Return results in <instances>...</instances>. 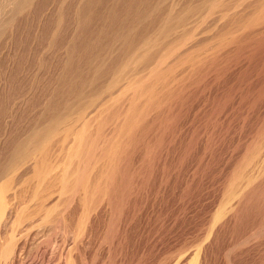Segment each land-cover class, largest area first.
I'll list each match as a JSON object with an SVG mask.
<instances>
[{
  "label": "rangeland",
  "instance_id": "1",
  "mask_svg": "<svg viewBox=\"0 0 264 264\" xmlns=\"http://www.w3.org/2000/svg\"><path fill=\"white\" fill-rule=\"evenodd\" d=\"M162 1L166 2V0H145V2L144 0H0V168L3 162L6 163L10 158L11 153L7 152L12 143L28 138L35 128L43 126L44 121L46 119L48 121L54 114L53 110L54 112L57 108L60 110L59 107L63 109L70 102L76 103L78 99L76 90L83 87L84 82L92 79V74L95 73L93 71L100 65L97 63L104 61L102 56H107L108 62L105 61V68L121 58V51H117L110 59L108 53L109 44L118 31L125 33L124 31L128 32L125 30L127 27L129 31L135 28L134 33L131 31L130 34L140 35L149 30V21L143 19L146 14L142 18V13L151 11L154 8L152 4L158 3L159 7H163ZM170 1L167 0L168 4ZM251 1L250 4L247 3L249 7L245 4L239 10L240 14L237 11L232 18L225 19L218 28H214L212 34V31L206 34L204 39L210 43V46L215 45L218 39H223L221 35L226 36L231 25L241 22L243 17V21L252 17L264 0ZM183 2L181 0L180 3ZM252 5L255 7H251ZM156 7L158 8L157 5ZM246 10H250L251 13ZM160 13L149 15L151 14L149 12L148 15L152 16L153 20L154 17L158 20ZM138 15L143 19V23L142 20L135 23L136 17H140ZM145 25H148V29ZM250 37H252L251 43L247 37L246 41H241L240 44L250 46L248 44H259L260 40L264 41V29L259 28L252 32ZM240 44L229 48L231 51L226 50V54L221 56L223 59L219 57L217 62L208 64L209 67L208 65L202 67L203 70L200 69L202 76L201 72L198 73L197 78L191 77V79L187 76L184 79L187 86L184 82L179 83L181 87V84L184 85L182 88L178 87L182 92L176 91L177 93L171 95L172 98L169 96L170 100L165 99L168 96L163 98L165 100L161 99L160 102L163 104L159 103L160 108L158 110L154 108L151 112L153 114L146 118L145 123L143 122L144 129L141 126V130L139 128L134 130L137 132L135 136L139 138L141 133V137L136 139L137 143L134 137L131 142L134 146L128 143L130 146L126 148V145L124 154L126 153L127 157L122 158V164L116 163V169L118 165H122L123 168L119 166L117 171H112L117 178L111 174L118 183L115 186V181L112 179L114 183L109 184L112 188L106 186L105 198L104 196L103 198L108 200L107 202L105 200L102 206H98L99 208L95 207L97 210L89 206L91 208L88 209V213L91 214L88 216L91 217L87 219L90 218V221L83 216L87 208L82 204L80 206L73 196H65L67 198L62 199L63 203L67 199L65 202L68 203L65 205L67 208H63L61 202L62 209L60 206L58 208L60 211L55 209V214H52L53 222L50 221L49 225L47 223L44 226L46 222L40 220L34 223L24 221L30 224L23 222L22 228L17 224L13 232L14 226H4L3 218L0 217L1 250L10 234L15 236V239L23 237L20 239L23 240L21 245L23 247H20L21 252L19 251L20 258L13 264H64V257L67 256L68 259L70 252L72 260L76 263L80 262L79 264H169L171 262L169 260L185 254L186 249L193 252L195 248L193 245L197 241L196 246L202 242L204 235L215 222L217 213L226 207L228 199L226 196L231 193L237 175L246 170L251 155L260 152L262 148L261 155L264 156V49L257 51L252 48L253 46L247 49L246 45ZM243 45L245 49L240 51L244 48ZM119 106V111L123 108L125 110L123 104ZM122 110L120 112L124 114L125 111ZM113 126L112 128L109 126L105 132L111 133ZM110 128L111 132H109ZM126 167L130 170L127 171ZM121 173L124 176L120 175ZM119 182L122 186L118 185ZM259 182L261 183H257L255 187L257 190L255 189L256 191L239 202V208L237 207L207 243L205 264H264V224H262L264 223V185L262 186L264 179ZM70 197H73L72 200ZM84 220L93 223L92 226L95 228L98 227L96 229L93 227L94 230L88 239L81 240L77 248H71L77 231L76 226ZM18 227L20 230L17 232ZM190 247L191 249L188 250ZM191 255L188 264H196L195 255ZM0 260V264H5L1 256Z\"/></svg>",
  "mask_w": 264,
  "mask_h": 264
},
{
  "label": "bare ground",
  "instance_id": "2",
  "mask_svg": "<svg viewBox=\"0 0 264 264\" xmlns=\"http://www.w3.org/2000/svg\"><path fill=\"white\" fill-rule=\"evenodd\" d=\"M250 1L251 0H185L183 2V0H182L183 3H180L181 0H171L170 3L168 4V2L166 0V2L162 1L163 7H159L158 3H161V2L157 1L158 3L156 2L157 4L156 3L155 4L158 6V8L154 4H152L154 8L147 7L149 9L150 8L153 9V10L151 9V11L148 9L149 12H151V14H149L148 10L145 11L146 9L144 11L148 12V13H144V14L142 13V18L144 17L143 15L146 14L143 19L145 21H149V23H148L149 30L148 31H146L140 35H138L136 33H135L136 35L130 34L131 31L133 33L135 31V28L132 29L131 25H129V26H131V29H132V30L130 29L131 31H129L128 27H127V29H125V30H128L129 34L127 31H124L125 33H123L122 31H118L115 34V36H113V38H112L113 40L109 44L108 53H110L109 54L110 57L109 56L108 57L110 59V58L114 57V54L117 53V51L118 52L121 51V54H122V56L120 55L121 58L119 57L117 60H115L117 58L116 57L114 59L115 61L110 66H108V68L106 67L107 68L106 69L105 65H106V62H108V61H106L107 56H105L106 54L104 55L105 57L100 56L102 59H104V61H102V63L99 61L100 63H97V64H100L99 66L96 64L98 67H96V70L93 71L95 73H94V75L92 74V76H93L92 79L90 81L88 80L89 82L88 81L84 82L83 83L84 86L82 87L80 85L82 88L79 87L80 89L76 90L77 93L76 92L75 93L77 95L76 94L75 95L78 98L76 100V103L71 104V102H70L68 105L66 103L67 106L64 105L65 107H63V109L61 107H59L60 110L58 108H57V110L55 109L56 110L55 112L53 110L54 114L51 112V114H53V115L50 116V119H48V121L46 119V121H44L45 123L43 122L44 125L42 123L43 126H41L40 128H35V130L32 131V133L30 132L31 135L28 138L27 137H25L26 139L22 138L23 140H21L17 143L15 142V144L14 143L11 144V146L7 152V153H9V151H10V153H11L10 158H9V156H7L9 158V160L6 163L3 162V164L1 165L2 167L0 168V215H1L0 217H1V219L3 218V220H2L3 222L1 221L3 223V225L4 226L10 225V227L14 226L13 232H15V227H17L18 225H20V228H22L24 226L23 225L24 221H29L30 223H34V222H36V221L38 222L40 220V221H43L44 223L46 222L45 224L43 223L44 226L47 223L49 225V224H51V223H49L50 221L53 222L52 214H55V211H56L55 209L57 208V210H59L58 209L59 206H60V208L62 206H64L63 208H65V205L68 204V203H65L67 199H65L64 200L65 202L63 203L62 199L65 196H67V197L73 196L75 198L74 200L77 199V201L80 203V206L82 204L83 207L87 208L86 213H85L86 216L85 215H83V216H84V218L86 217V220L90 221L89 220L90 218L87 219V217H91V216H88V214H91V213H88V209H90L91 207L93 209L95 207L99 208L98 206H100V205L102 206V204L105 203L104 202L105 200L107 202L108 199L104 200V198H105L104 194L106 193L105 188H107L106 186L109 185L110 183L112 184V182L114 180L113 176L111 175V174H113L112 171H114V170L117 171L119 169L120 165H118V169H116L117 168L116 163L120 164L123 161L122 158L124 159L125 157H127V156H125L126 153L124 154V150L130 146L129 144L133 141L134 137H135V142L137 141L136 139H139L141 137L140 136L141 133L139 134V131L137 130L138 134H139V138H137L135 136L136 131H134V130H136L137 128H139L141 130L142 124L144 125V123H145L144 121L147 120L146 118L149 115L153 114L151 112L154 111V108H157V110H158L160 108V104H163L162 102H160L161 99L162 100H165V99L170 100L169 98L171 97V95H173L174 93H177L176 91L179 90L178 87H181L179 83H183L184 81H186L184 79H186L187 76L188 77L190 76V78L191 77L195 78L196 76H198V73H200V72H201L200 73V75H201L202 71L200 69L202 67L205 68L208 64L214 63L217 59H219V57L222 56V54L227 52L226 50H228L229 48H234L236 45H238V43L240 44V42L241 41L243 42L247 37L249 39L248 41L251 43L250 40L252 37L249 38V36L252 34V32L254 33V31L258 30L259 28L264 29V1H263L262 5L259 7L260 9L258 11L255 10L256 13L252 14L253 15V16L251 15L252 17L248 16L249 19L245 18L246 21H243L244 17L242 16L243 18H242V20H240L241 22H237L234 25H231V27H229V29L226 32L227 35L224 33L226 36H224L222 34L223 33L222 32L221 36L224 40L221 39L222 40L221 41L220 39H218V41H215V45L213 44L210 46V43H208V41L206 39H204L206 34L210 33L211 31H212L211 32V34H212L214 28L215 29L218 28L219 25H221V23L225 19H229V17L232 18L233 14L236 15L237 11H239L242 7H244L245 4L248 6V4H250L249 3ZM144 2H145V0H144ZM251 2H253V1H251ZM260 2H261V0H260ZM260 4L261 3H259V5ZM147 6H148V4H147ZM251 7L254 8L255 5L254 6L252 5ZM248 11H250V10H248ZM156 12H161L160 14H158L159 19L157 20V17L156 18L154 17V20H153V17L149 16V15H153ZM130 13H131V11H130ZM250 13H251V11H250ZM239 14H240V11H239ZM138 16H140V15H138ZM131 18H132V16H131ZM136 18L137 19L135 20V23H138L141 20H142L141 23H143V19L141 18V16L136 17ZM155 19H156V21H155ZM154 21H155V23H154ZM234 22L235 21H233V23ZM226 23H228V22H226ZM0 25H1V22H0ZM148 25L147 26L145 25L147 27V29H148ZM223 25H224V23H223ZM138 26H137V28H138ZM119 27L121 28V25ZM224 29H226V28H224ZM217 31H220V30H217ZM221 36L219 38H221ZM209 37H210V35H209ZM212 37H214V36H212ZM215 37H217V36H215ZM213 39H215V38H213ZM259 39H261V38L259 37ZM219 40H220V42H219ZM260 41L262 42L263 40H260ZM204 42L207 46L204 45ZM217 42H219V43H217ZM261 42L259 44L258 43L257 44L252 43L253 45L248 44L250 46H247V44H244V43H241V44L246 45V48L253 46L252 48H255L257 51H260L261 49L262 50L264 49V41H263V43H261ZM244 45H243V47H244ZM244 49H245V47L242 48V50H240V51H243ZM247 49H249V48H247ZM237 50H239V49H237ZM230 53H233V52H230ZM112 54H113V56H111ZM228 58H229V56H228ZM224 62H225V60H224ZM216 64H218V63H215V65ZM212 65H214V64H212ZM212 65H210V66H212ZM207 67H209V65ZM202 70H203V68H202ZM211 74H212V72H211ZM190 78H187V79L191 80L192 78L191 79ZM248 80H249V78H248ZM195 81H196V79H195ZM184 83H185L184 85H186V82H184ZM181 85H182V87L184 86L183 84H181ZM185 89H187V88H185ZM180 91L181 90H179V92ZM184 95L185 94H183V96ZM167 96H168V98H165ZM163 98H165V99H163ZM174 100H171V101H174ZM72 101H73V99H72ZM164 103L166 104V102H164ZM120 104H121V106H122V104H123V106H125V110H124V108H123V110L120 109V111L121 110L125 111L124 114H123V112H120L118 110V108H120V106H119ZM172 104L173 103H171V105ZM162 106H161V109H162ZM168 106H170V105H168ZM167 109H169V108H167ZM121 114H123V115L121 116ZM160 114H158V115H160ZM108 125L111 126V128L113 126L112 132L110 131L111 128L109 129V132H111L109 134L107 133L108 131L105 132V130H107V128H109ZM143 127L144 126H142V129H144ZM146 128H147V126H146ZM161 129H163V128H161ZM142 131L144 132V130H142ZM145 131H146V133L148 132L147 129ZM23 133H25V132H23ZM104 133H106V134L104 135ZM146 133H145V135H146ZM107 134H108V136H106ZM11 142H12V140H11ZM136 143H134V144H136ZM131 144L133 145V143H131ZM126 145H127V147H126ZM139 146H140V144H139ZM137 149H138V146H137ZM260 149H261L260 152L258 151V153L256 152V153H253L251 155L250 161L248 159L249 162L246 165L247 166L245 168L246 170L244 172L242 171L239 175H237L234 182L232 181L233 186H232L231 193L230 194L228 193V196H226L228 198L227 200L225 198V200L227 201V203H226L227 205H226V207L224 206L225 208L222 209V211L217 213V217L215 218V222H213L211 227L208 229V232L204 235L205 237L202 240V242H201V240L198 239L199 242H201V243H199L197 246H196V244L198 241L196 242V244H195V242L193 243V244H195V245H193V246H195V248H193L194 250L192 249L193 252L187 251V249H186V252H184L185 254L181 255L179 253L181 255L180 257L177 256L178 258L176 257L174 259H172L173 258L172 257L171 258L172 260H169V261H171L169 264H188L189 263V257L191 254L195 255V259L197 260L196 264H205L206 253H207L206 251H207V245H208L207 243L210 242V240H212L211 238L216 235V233L219 231V229H221L222 225L229 219L231 214H233L235 212V210L238 207L239 202H241L243 199H245L247 197V195H249V194H251L257 190V188H255L257 186V183L263 182V180L261 182H259L261 179H264L263 178L264 177V156L261 155L262 148H260ZM129 161H131V160H129ZM132 162H134V160ZM123 164H125V163H123ZM126 165H127V163H126ZM131 165H133V164H131ZM143 165H144V163H143ZM121 166H120V168H121ZM128 166H130V165L128 164ZM126 168H127V171L130 170V169L128 170V167H126ZM120 170H119V172H120ZM124 173H125V171H124ZM127 174H128V172H127ZM117 175H118V172H117ZM120 175L124 176L122 173ZM120 179H123V177L122 178L120 177ZM110 180H111V182H110ZM137 180H138V178H137ZM116 181H115V183L113 182L114 185L118 183ZM123 181H125V180H123ZM120 183L121 182H119L118 185H120ZM263 185L264 184H262V186ZM120 186H122V185H120ZM258 186H259V184H258ZM108 188H112V186L109 185ZM114 188H116V187H114ZM117 188L119 189L118 186H117ZM120 195H122V194H120ZM103 196H104V198H103ZM67 197H65V198H67ZM72 198H71V200H72ZM108 198H110V197H108ZM71 200H69V201H71ZM61 202L63 203V205L61 204ZM118 202H117V204H118ZM113 203H114V201H113ZM106 204H108V203H106ZM251 204H253V203H251ZM89 206H91V207H89ZM77 207H75V208H77ZM93 209H92V212H93ZM100 210H101V208H100ZM89 211L91 212V210H89ZM71 216H72V214H71ZM79 219H80V217H79ZM93 221H95V220H93ZM1 222H0V224H1ZM54 222H55V220H54ZM66 222H68V221H66ZM24 223L26 224L28 222H24ZM30 223H28V224H30ZM40 223L42 224V222H40ZM89 223L85 222V220L83 222H81L78 226H76L77 227L76 233H75V230L73 229L75 235L73 238L74 240L70 239L73 241V244H71V246H72L71 248H74V249L77 248L78 244L80 243L81 240L84 241V240L88 239L89 235L94 230L93 229L94 226H92L93 223L92 224L91 223L89 224ZM73 224H74V222H73ZM262 224H264V223H262ZM21 225H23V226H21ZM31 225H29V226L31 227ZM38 226H39V224H38ZM69 227H71V226H69ZM20 228L19 227L16 228L17 232L20 230ZM56 229H57V227H56ZM60 230H61V228H60ZM68 230H69V228H68ZM29 231H31V230H29ZM108 231H110V230H108ZM224 231H226V230L224 229ZM24 233H26V232H24ZM100 233H101V231H100ZM46 235H47V233H46ZM72 235H73V233H72ZM7 236L9 237V235H7ZM47 237H48V235H47ZM47 237H46V239H47ZM107 237H108V235H107ZM21 238H23V237H21ZM21 238L15 239V236L10 234L8 241L5 239L7 241V243L6 244L4 243L5 246H4V244H2L4 247L2 248V250L0 249V256L4 260L5 264L6 263H8V264L16 263V261L20 258V252H21L20 247H23V246H21L22 241H23V240H20ZM44 238H45V236H44ZM26 242H27V238H26ZM67 244H69V243H67ZM191 247H192V244H191ZM191 247L188 248V250L191 249ZM69 251H70V249H69ZM65 252H67V251H65ZM178 252H179V250H178ZM70 253L68 254V252H67V254L69 255L68 259H66L67 256L64 257V260H63L64 264H79L80 262L76 263L75 260H72L73 257L71 258ZM191 258H192V255H191Z\"/></svg>",
  "mask_w": 264,
  "mask_h": 264
}]
</instances>
